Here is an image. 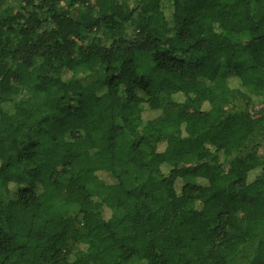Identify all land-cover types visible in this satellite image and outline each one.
I'll use <instances>...</instances> for the list:
<instances>
[{
    "label": "trees",
    "instance_id": "16d2710c",
    "mask_svg": "<svg viewBox=\"0 0 264 264\" xmlns=\"http://www.w3.org/2000/svg\"><path fill=\"white\" fill-rule=\"evenodd\" d=\"M263 106L264 0H0V264H264Z\"/></svg>",
    "mask_w": 264,
    "mask_h": 264
},
{
    "label": "rangeland",
    "instance_id": "374dc122",
    "mask_svg": "<svg viewBox=\"0 0 264 264\" xmlns=\"http://www.w3.org/2000/svg\"><path fill=\"white\" fill-rule=\"evenodd\" d=\"M229 108H231V107L229 106ZM256 111H257L259 114L264 115V106L261 107V108H258ZM260 152H261L262 154H264V142H262V144H261Z\"/></svg>",
    "mask_w": 264,
    "mask_h": 264
}]
</instances>
